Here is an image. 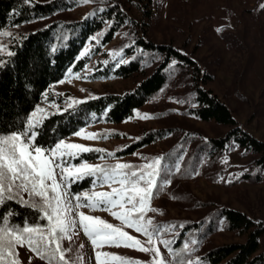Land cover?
Here are the masks:
<instances>
[{
  "label": "trees",
  "instance_id": "1",
  "mask_svg": "<svg viewBox=\"0 0 264 264\" xmlns=\"http://www.w3.org/2000/svg\"><path fill=\"white\" fill-rule=\"evenodd\" d=\"M81 1L0 0V32L11 28L19 34L11 48L15 55L6 56L3 60L7 63L0 67V133L23 128L30 113L46 104L47 119L39 129L37 139L40 145L52 146L87 125L94 114L106 112V120L111 124L133 119L138 109L159 96L174 79L185 85L182 103L187 114L199 121L213 122L226 128L221 135L196 141L189 169L186 167L185 173L180 175L187 176L192 165L201 159L215 162L232 146L249 154L253 165L264 170V140L244 129L229 105L205 86L212 75L204 71L192 55L173 44L157 42L146 33L140 34L138 27L144 21L140 24L130 17L121 0H89L92 7L88 13L82 17L72 16ZM146 11L145 17L149 21L153 12L143 9ZM126 28V36L119 48L129 62L116 67L113 57H108L101 48ZM86 48L90 51L81 58L80 53ZM91 56H98V73H113L138 80L132 89L94 94L64 111L66 101L75 98L68 91L56 92L52 87L66 72L83 70ZM49 102H55L60 111L51 108ZM166 109L171 110L169 106ZM176 132V126L147 130L136 140L117 149L116 154L118 157L132 155ZM186 135L190 134H185L177 142L179 145L165 155L164 161L169 165L183 145L190 140L195 142L194 137ZM85 157L89 161L95 159L89 155ZM176 173L172 170L171 181ZM90 185L91 179L86 178L74 184L72 190L75 193L89 190ZM8 212L14 213L10 221L15 225L31 222L37 216L35 211L14 201L0 207V215ZM162 223L158 225L162 226ZM165 224L176 226L173 231L164 233L163 238L173 241L172 248L180 253L179 259L188 260L196 256L194 262L199 261L200 264H264V221L230 206H217L197 220H166ZM220 225L244 235L245 241L212 246L209 238ZM193 240L197 243L192 244ZM185 244L190 246L187 253L183 251ZM174 257L175 261L177 257Z\"/></svg>",
  "mask_w": 264,
  "mask_h": 264
},
{
  "label": "rangeland",
  "instance_id": "2",
  "mask_svg": "<svg viewBox=\"0 0 264 264\" xmlns=\"http://www.w3.org/2000/svg\"><path fill=\"white\" fill-rule=\"evenodd\" d=\"M121 1L124 2L130 17L140 24L144 21L143 25L138 27L140 34L146 33L157 42L173 44L192 55L201 68L212 75V79L205 86L229 105L244 129L264 140V9L260 7L264 0H153V2L144 0L139 3L137 0ZM91 7L90 2L84 3L82 0L72 16L82 17ZM143 9L153 12V17L149 21L145 17L147 11L143 12ZM126 30L127 28L118 32L109 44L101 48L108 53V57H111L113 52L121 51L119 47L126 36ZM1 32L12 34L11 37H0V43L7 45L11 51L18 32L11 28H5ZM6 56V53L0 54V59ZM119 58L127 59L124 55L117 59ZM97 61L98 56H91L83 70L66 72L52 90L68 91L75 99L82 100L94 94L124 92L135 86L138 78L98 73ZM69 72L72 73L71 76ZM77 74L81 78H76ZM185 93V85L173 79L159 96L138 109L133 119L111 124L107 122L105 112L101 115L94 114L89 123L82 127L91 133H107V138L86 140L72 134L64 139L70 143L115 153V157L105 156L103 161L100 159V153H85L81 159L89 164H103L106 161L109 164L120 162L140 165L156 157H165L167 152L178 146L177 142L188 133L190 135L185 137H194L195 142L190 140L183 145L171 165L166 161L162 162L165 168L171 167L173 172L178 174L176 173L170 185L155 194L150 206L157 211L149 212L148 218L157 225L163 222L162 226H169L165 224L166 220H197L215 210L217 206L226 205L264 221V170L255 167L252 157L239 147L232 146L226 155L215 162L201 159L198 164L192 165L187 176L180 175L185 173L184 170L189 166L197 140L218 136L226 131L225 127L213 122L199 121L187 114L182 103V96ZM168 106L171 110L166 109ZM39 107L44 108L46 114L47 105ZM137 113L140 117L148 114L153 118L143 119L138 117ZM166 126H176V134L158 140L132 155L118 157L116 154L117 149L136 140L145 131ZM85 155L95 159L89 161ZM80 162L75 161L77 164ZM176 165L180 171H175ZM97 190L110 189L104 187ZM81 192L83 191L78 193ZM81 210L86 214L98 216L114 226H120V221L106 211H90L88 208ZM124 230L142 241L145 239L133 229ZM209 239L210 244L214 246L244 242L246 237L220 225ZM63 247L70 249L66 253V258L76 260L77 257H81V264H96L97 250L93 249L82 231L78 230L71 240L63 241ZM159 247L162 256L172 264L174 255L169 254L163 245ZM98 250L139 260L143 264H151L153 259L151 254L126 247L105 246ZM17 251L21 264H29V258L31 264H47L30 252L27 246L18 247ZM196 259L195 256L191 260Z\"/></svg>",
  "mask_w": 264,
  "mask_h": 264
},
{
  "label": "snow or ice",
  "instance_id": "3",
  "mask_svg": "<svg viewBox=\"0 0 264 264\" xmlns=\"http://www.w3.org/2000/svg\"><path fill=\"white\" fill-rule=\"evenodd\" d=\"M83 2L88 3L89 0ZM260 7L264 9V4ZM11 35L10 32H0V37ZM89 51L86 48L80 53V57L83 58ZM5 53L8 57L15 55V52L8 50L7 45L0 43V54ZM111 55L116 61V67L129 62L127 59H117L122 57L121 51ZM6 63L7 61L0 59V67ZM175 63L173 61V66ZM71 75L69 72V76ZM76 78L81 77L77 74ZM83 102L69 99L63 110L67 111ZM49 106L60 111L55 102H49ZM45 111L44 108L37 107L30 113L23 128L11 133H0V207L14 201L37 213L35 220L26 221L23 225H15L10 221L13 212L0 215V264H21L17 248L25 246L47 264H81V257L76 260L66 258L70 249L63 247V241L71 240L78 230L84 233L93 249L97 250L96 264H143L139 260L98 250L105 246L132 248L151 254V264H169L162 256L159 245H163L169 254L177 257L172 264H200L191 259H179L180 253L172 248L173 241L163 238V234L173 231L175 225H157L147 216L149 212L157 211L150 206L155 194L171 184L172 169L163 166L164 157H156L140 165L120 162L109 164L106 161L103 164H89L81 159L85 153H100L102 161L105 156L115 157V153L70 143L65 139H60L52 146L40 145L37 138L39 129L47 119ZM137 116L140 117V114L137 113ZM140 118L153 117L144 114ZM73 135L86 140H97L107 138L108 134L91 133L81 128ZM77 160L81 162L75 163ZM174 167L175 171L180 170L178 165ZM86 178L91 179L90 190L73 192L72 186ZM104 187L110 190H97ZM83 208L106 211L120 221V226L86 214L81 210ZM125 228L133 229L145 239L142 241L130 235ZM196 243L197 241H192V244ZM189 247L185 244L183 251L187 253Z\"/></svg>",
  "mask_w": 264,
  "mask_h": 264
}]
</instances>
